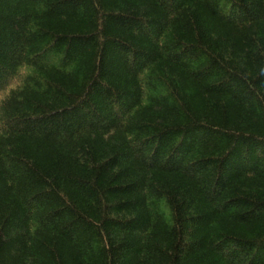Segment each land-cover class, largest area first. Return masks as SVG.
<instances>
[{
	"label": "trees",
	"instance_id": "trees-1",
	"mask_svg": "<svg viewBox=\"0 0 264 264\" xmlns=\"http://www.w3.org/2000/svg\"><path fill=\"white\" fill-rule=\"evenodd\" d=\"M0 264H264V0H0Z\"/></svg>",
	"mask_w": 264,
	"mask_h": 264
}]
</instances>
